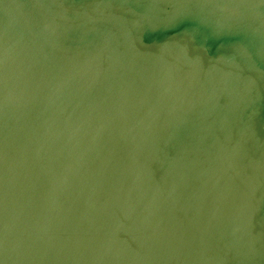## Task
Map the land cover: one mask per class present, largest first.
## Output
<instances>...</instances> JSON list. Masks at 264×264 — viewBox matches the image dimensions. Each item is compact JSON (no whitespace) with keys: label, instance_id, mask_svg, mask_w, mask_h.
Masks as SVG:
<instances>
[{"label":"water","instance_id":"obj_1","mask_svg":"<svg viewBox=\"0 0 264 264\" xmlns=\"http://www.w3.org/2000/svg\"><path fill=\"white\" fill-rule=\"evenodd\" d=\"M0 264H264V0H0Z\"/></svg>","mask_w":264,"mask_h":264}]
</instances>
